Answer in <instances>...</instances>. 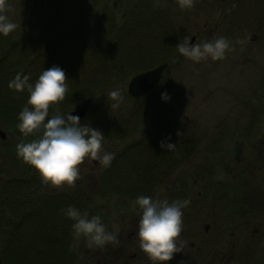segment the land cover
Listing matches in <instances>:
<instances>
[{
	"label": "rangeland",
	"instance_id": "rangeland-1",
	"mask_svg": "<svg viewBox=\"0 0 264 264\" xmlns=\"http://www.w3.org/2000/svg\"><path fill=\"white\" fill-rule=\"evenodd\" d=\"M139 2L144 3V17L159 16L155 28L143 29L147 40L138 41L140 47L153 43L158 29L164 32L170 27L181 31V42L187 36L192 37L190 44L223 36L233 50L224 60L209 58L200 63L176 50L153 89L139 97L128 96L126 84L131 75L111 89L121 90L123 100L118 108L111 107L115 101L110 97L104 102L89 98L91 103L80 123L92 127L85 122L106 113L104 136L115 127L124 129L127 140L104 138V149L114 154L113 160L128 144L138 159L164 149L162 143L178 146V152L185 149L186 157L148 174L140 184L147 189L142 192V187L134 195L110 191L106 182L111 165L105 168L87 160L80 167L81 179L75 188L57 189L45 184L35 168L17 156V144L30 140L17 128L7 130L0 122L4 133L0 138V212L5 214L7 208L4 183L19 174L39 181L35 195L43 191L38 199L46 203L53 201L51 195L57 200L65 197L61 194L69 195L70 201L82 198V212L87 211L89 218L99 216L113 233L130 228L126 221L132 220L131 215L139 221L141 213L138 206L134 210L133 201L141 195L170 203L187 199L190 203L182 209L183 250L176 264H200L205 253L211 255V264H260L264 259V0H195L191 10H181L176 0H8L11 7L6 15L18 26L13 32L29 34L43 43L56 42L67 29L75 37L85 34L95 41L106 33L108 17L120 22L127 9ZM250 34L253 40L237 42ZM163 43L159 38L153 49L160 51ZM64 50L62 45L56 57L72 67L75 60L63 59ZM95 66V62H86L87 75ZM162 93L170 99L163 100ZM150 157L160 160L158 165L163 162L160 155ZM86 246L82 238L77 240L71 226L67 250L75 255V264H80L79 253ZM220 251L225 252L226 261L216 263L213 255ZM2 257L6 264L4 253Z\"/></svg>",
	"mask_w": 264,
	"mask_h": 264
},
{
	"label": "trees",
	"instance_id": "trees-1",
	"mask_svg": "<svg viewBox=\"0 0 264 264\" xmlns=\"http://www.w3.org/2000/svg\"><path fill=\"white\" fill-rule=\"evenodd\" d=\"M142 5L144 6V3L139 2L138 5L130 6L120 22L108 17L106 33L95 41L88 40L85 34L75 37L70 29H67L65 36L57 39L56 42L44 43L29 34L23 36L16 32L8 36L0 34V122L4 124V127L7 130L17 128L18 114L29 97L27 90L18 92L8 86L18 73L29 76V83L34 84L44 70L53 66L64 70L68 77L67 95L72 91L70 96L66 95L65 100L59 104L60 114L65 116L77 100L99 98L103 102L108 101V94L115 84L172 58L176 54L177 45L182 41L181 31H173L170 27L164 32L158 29V34L153 36L155 38L153 43L148 41L147 45L145 43L141 47L137 45L138 41L147 40L143 29L148 26L155 28L159 20L158 15L144 17ZM131 38L136 39L135 41L133 39L134 42L130 44ZM159 38L163 39L164 43L157 52L153 48L156 47L154 44ZM62 45L65 49L63 59L69 56V59L73 57L75 60L72 67L56 57ZM137 47L140 48L139 51H136ZM97 48L99 50L102 48V52L106 51L105 55H102L104 53L99 52ZM87 57L89 58L85 60ZM86 62L96 63L90 75H87ZM73 86L74 88H71ZM101 106H103L102 103ZM53 114H55L54 109H50L48 118L50 119ZM85 123L91 124L94 129L105 131L106 113L98 114L95 118L93 116ZM123 132V128L115 127L109 134L105 132V136L124 141L128 137ZM35 138L27 137L30 141ZM127 146L116 152L117 156L109 168L107 178L109 184L106 182V185L113 193L125 194L128 191L134 195L142 187L144 192L147 186L140 184L148 177V174H154L166 163L169 164L165 165L166 168L180 163L187 155L185 149L184 152H178V146L171 150H167L165 146L162 150L155 149L150 152L146 159L144 157L138 159V155L134 157L136 153ZM127 150L131 153L128 154ZM151 155L162 156L163 162H160L162 164L158 165L156 162L160 160H152ZM117 161L122 165L119 162L117 164ZM31 178L19 174L16 178L6 180L3 186L6 189L4 204L7 208L5 214L3 213L4 233L0 242L6 264H70V258L66 257L64 261L63 255L70 254L67 250V241L73 221L65 215V211L72 206L82 212L83 199L76 198V201L72 199L70 201L69 195L61 194L65 197L57 200L54 195H51L53 201L48 200L46 203L38 199L43 191L35 195L39 191L40 183ZM26 180L29 181L26 182ZM77 195L81 196L80 193ZM3 264H5L4 259Z\"/></svg>",
	"mask_w": 264,
	"mask_h": 264
},
{
	"label": "clouds",
	"instance_id": "clouds-1",
	"mask_svg": "<svg viewBox=\"0 0 264 264\" xmlns=\"http://www.w3.org/2000/svg\"><path fill=\"white\" fill-rule=\"evenodd\" d=\"M181 10H191L195 0H176ZM11 5L8 0H0V34L8 36L18 26L9 20L6 13ZM187 36L177 45V51L185 58L200 63L209 58L212 61L226 59L232 51L231 42L217 36L210 41L190 44ZM251 37L237 41L244 44ZM30 77L17 74L9 82V88L18 92L27 90V103L18 114L16 125L25 138L36 137L30 142H21L16 146L17 156L31 165L39 173L45 184L57 189L75 188L81 179L80 167L87 161L98 162L102 167H109L114 154L104 149L105 136L98 129L81 124L79 116L60 114L59 104L68 93V77L60 67L53 66L44 70L34 84L29 83ZM108 96L115 101L112 108H118L123 100L120 89L111 91ZM162 99H170L167 93H162ZM50 109L55 114L50 115ZM162 147L165 145L162 143ZM167 150L175 147L166 145ZM190 201L153 199L141 195L133 201L134 210L138 206L141 213L136 235L139 238V248L152 264H167L176 253L183 250L181 234L183 231V211ZM65 215L73 221L74 236L83 239L89 248H104L110 243H118V236L109 232L99 216H91L87 211L69 206Z\"/></svg>",
	"mask_w": 264,
	"mask_h": 264
},
{
	"label": "flooded vegetation",
	"instance_id": "flooded-vegetation-1",
	"mask_svg": "<svg viewBox=\"0 0 264 264\" xmlns=\"http://www.w3.org/2000/svg\"><path fill=\"white\" fill-rule=\"evenodd\" d=\"M3 213L0 212V239L3 238L4 227L2 221ZM132 220H127L126 224H130V228L126 230L117 231L118 243H110L104 248H89L85 247L83 254L79 253L80 264H152L148 257L139 248V238L136 235L138 231L137 217L131 215ZM1 245V244H0ZM2 246V245H1ZM221 252V251H220ZM70 264H75V255L69 251ZM82 254V256H81ZM2 247L0 249V264H3ZM68 255V253H66ZM225 252L219 253L217 256L213 255L216 263L226 261L223 259ZM180 253H176L174 258L167 262V264H176L179 260ZM65 261V255H63ZM241 258V257H240ZM213 261L211 255L205 253L203 261L200 264H211ZM263 262V263H262ZM260 264H264V259L260 260Z\"/></svg>",
	"mask_w": 264,
	"mask_h": 264
},
{
	"label": "water",
	"instance_id": "water-1",
	"mask_svg": "<svg viewBox=\"0 0 264 264\" xmlns=\"http://www.w3.org/2000/svg\"><path fill=\"white\" fill-rule=\"evenodd\" d=\"M249 37H251L250 40L254 39V35L250 34ZM192 40V37L191 39ZM167 67V62L159 63L152 68H149L147 70L135 73L132 75L126 84V94L130 97H139L147 92H149L151 89L155 87L157 84L161 73L163 70ZM91 103V99L89 98H83L78 101H76L72 108L66 113V117L68 114L79 116V118L83 117L86 113V110ZM4 137L3 131L0 130V138ZM92 163H97L93 161Z\"/></svg>",
	"mask_w": 264,
	"mask_h": 264
}]
</instances>
